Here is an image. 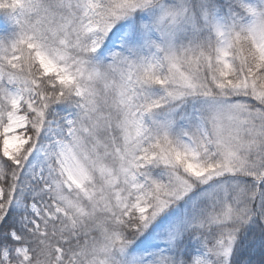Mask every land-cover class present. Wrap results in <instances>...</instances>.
I'll list each match as a JSON object with an SVG mask.
<instances>
[{
  "label": "snow or ice",
  "instance_id": "1",
  "mask_svg": "<svg viewBox=\"0 0 264 264\" xmlns=\"http://www.w3.org/2000/svg\"><path fill=\"white\" fill-rule=\"evenodd\" d=\"M0 264H264V0H0Z\"/></svg>",
  "mask_w": 264,
  "mask_h": 264
}]
</instances>
